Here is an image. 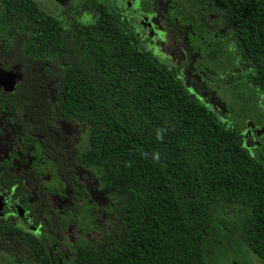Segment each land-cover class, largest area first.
Masks as SVG:
<instances>
[{"label": "trees", "instance_id": "16d2710c", "mask_svg": "<svg viewBox=\"0 0 264 264\" xmlns=\"http://www.w3.org/2000/svg\"><path fill=\"white\" fill-rule=\"evenodd\" d=\"M210 1L264 101V0ZM0 2L19 56L55 75L38 81L54 84V121L84 129L74 164L92 170L112 200L100 209L99 238L64 264H264V139L250 151L241 136L253 104L235 111L237 121L216 116L137 48L113 1L74 0L77 16L65 17L35 0ZM84 3L91 21L78 17Z\"/></svg>", "mask_w": 264, "mask_h": 264}, {"label": "flooded vegetation", "instance_id": "af4514ba", "mask_svg": "<svg viewBox=\"0 0 264 264\" xmlns=\"http://www.w3.org/2000/svg\"><path fill=\"white\" fill-rule=\"evenodd\" d=\"M50 1L56 17L77 16L70 9L74 0ZM110 1L119 6L137 48L173 69L184 88L216 116L223 121L235 116L220 91H235L242 105L253 104L254 120L247 114L241 136L250 151L259 148L264 101L260 92L249 89L250 65L242 60L239 41L220 6L210 0ZM1 7L0 2V264H64L73 249L88 246L98 236L94 229L102 226L100 209L110 204L97 206L104 193L97 175L74 164L78 150L71 149L69 137L59 130L70 122L54 121V92L38 82L42 76L54 81V75L44 76L37 63L19 56L3 31L9 19ZM86 7L78 17L91 21L92 10ZM8 34H15L14 28ZM259 111L261 116H256ZM86 173H91L96 189L83 180ZM28 236L36 245L23 243ZM18 244L29 252L21 261ZM10 246H16L17 256ZM235 263L239 261L230 264Z\"/></svg>", "mask_w": 264, "mask_h": 264}, {"label": "rangeland", "instance_id": "374dc122", "mask_svg": "<svg viewBox=\"0 0 264 264\" xmlns=\"http://www.w3.org/2000/svg\"><path fill=\"white\" fill-rule=\"evenodd\" d=\"M38 2H40V3H43V9L46 11V12H48V13H50V14H52L53 16H57V12H56V8H55V6L54 5H52V3H51V1L50 0H38ZM57 5H59V6H63V5H61V4H58L57 3ZM53 7V8H52ZM65 20V19H64ZM71 24V21L70 20H67L66 21V24ZM38 65V64H37ZM58 68H62V66L60 65V67H58ZM219 69H220V66H219ZM54 77H55V75H54ZM51 90H54V84H51V87L49 88V91H51ZM221 93L220 94H218L223 100H225V101H227L228 103H229V105L230 106H232L234 109H235V111L236 112H238L237 110H239V112L241 111V109L244 107V105H242L241 104V102H239V101H237L238 99H237V97H236V95H235V91H231V92H229V91H227L226 92V90L225 91H220ZM250 93L249 92H247L246 93V98L247 99H250ZM240 114H241V112H240ZM241 115H235L234 117H231L230 118V121L231 122H233V121H237V120H240L241 119ZM59 130L61 131V132H63V134L65 135V136H68L69 137V139H70V142H71V149H73V148H77V149H79V146H80V144L83 142V138H82V136H83V128L82 127H80V126H78V125H75V124H72V123H70V125H68V124H64V126H63V128L61 129V128H59ZM263 139H264V137L260 140V142L262 143V141H263ZM75 172H76V170H75ZM83 180L84 181H86L87 183H88V185L89 184H91V185H93L94 187H95V183H94V181H93V179H92V176H91V173H86V174H84L83 175ZM98 186L96 185V187H95V189L97 188ZM94 189V190H95ZM99 197L100 198H97V201H98V204H97V206L99 205L100 207H104V205H107V204H110L111 202L110 201H112V200H108L106 197V194L104 195V193L101 195H99ZM229 216H231L232 217V214H229ZM99 224V223H98ZM12 243V242H11ZM10 243V244H11ZM18 256H17V254H16V250H17V248H16V246L14 247V246H10V250L12 251V252H15V254H16V256H17V258L19 259V261H21V259H23L24 257H27L28 256V254H29V252L27 251V248L28 247H25V246H22V245H20V244H18ZM23 248V249H22ZM6 258H8L7 256H6ZM252 258H254V257H252ZM254 262V263H253ZM252 263L253 264H256V261H254V259H252ZM235 264H248V263H246V262H243V261H240L239 263H235Z\"/></svg>", "mask_w": 264, "mask_h": 264}, {"label": "water", "instance_id": "95a60500", "mask_svg": "<svg viewBox=\"0 0 264 264\" xmlns=\"http://www.w3.org/2000/svg\"><path fill=\"white\" fill-rule=\"evenodd\" d=\"M246 135H247V134L245 133V137H246Z\"/></svg>", "mask_w": 264, "mask_h": 264}]
</instances>
